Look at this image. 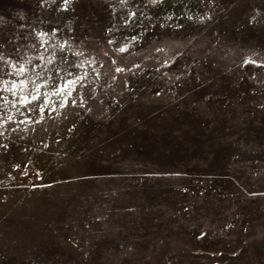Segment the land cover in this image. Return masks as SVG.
Listing matches in <instances>:
<instances>
[{
    "label": "rangeland",
    "instance_id": "obj_1",
    "mask_svg": "<svg viewBox=\"0 0 264 264\" xmlns=\"http://www.w3.org/2000/svg\"><path fill=\"white\" fill-rule=\"evenodd\" d=\"M0 264H264V0H0Z\"/></svg>",
    "mask_w": 264,
    "mask_h": 264
}]
</instances>
